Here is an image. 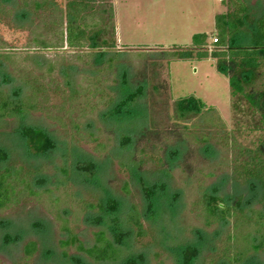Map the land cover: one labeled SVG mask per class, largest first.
I'll list each match as a JSON object with an SVG mask.
<instances>
[{"label": "trees", "instance_id": "16d2710c", "mask_svg": "<svg viewBox=\"0 0 264 264\" xmlns=\"http://www.w3.org/2000/svg\"><path fill=\"white\" fill-rule=\"evenodd\" d=\"M221 4L226 10L215 17L217 42H211L213 49L207 44L209 36L202 33L193 36L191 46L160 49L159 54L148 56L168 57L169 65L211 60L227 78L231 96L243 97L264 127V11L251 20L246 0ZM0 22L18 32H28L35 52L66 49L92 54L89 69L60 63L59 82L49 84L36 75L17 77L12 72L14 67L9 66V54L0 53V138L10 136L11 142L0 145V210L51 193L50 187L65 189L73 185L72 196L84 206L85 221L97 228L92 245H78L93 264H149L157 248L174 264H264V140L252 149L237 146L232 140L230 147V179L247 187L251 198L221 197L218 189H200L194 206L204 225L216 229L211 235L196 228L191 238L182 240L179 208L184 205V191L171 188V172L190 154L184 139L192 127L188 124L203 116L213 124L215 109L194 96L175 100L173 115L168 116L171 126L163 129L148 101L152 93L159 95L165 88L172 98L170 83L155 85L154 78L146 76L145 67L135 73L125 62L128 50L118 49L115 10L110 0H0ZM29 59L35 69L48 64L47 71L52 72L45 58L31 55ZM106 71H114L115 79L112 85L104 80V89L100 90V74ZM80 74L87 75L96 87L94 93L105 101L96 121L88 119L80 124L70 118L69 136L55 128L67 130L63 115L79 97L76 86ZM53 100L57 104H52ZM35 113L51 119V123H31ZM209 136L195 138L200 143L198 151L213 157L216 149ZM152 137L162 139L156 145ZM169 140L171 145H167ZM81 141L96 143L101 155L95 157L84 151ZM142 141H146L144 147ZM155 148L162 155L155 159L154 170L145 171V156ZM114 164L128 175L123 186L126 196L131 195V186L140 192L139 206L129 202L126 209L114 194L109 182ZM86 195L92 201L86 202ZM253 200L260 209L253 206ZM68 212L60 210L57 217L64 221ZM8 225L0 218V228L7 229ZM63 227L67 239L61 243H75L77 236ZM147 237L150 242L138 252L137 244ZM19 238L4 234L8 242ZM38 248L37 242L29 241L23 250L32 258ZM207 250L210 253L204 255ZM62 256L71 260L65 252Z\"/></svg>", "mask_w": 264, "mask_h": 264}, {"label": "rangeland", "instance_id": "374dc122", "mask_svg": "<svg viewBox=\"0 0 264 264\" xmlns=\"http://www.w3.org/2000/svg\"><path fill=\"white\" fill-rule=\"evenodd\" d=\"M110 1L115 10L118 49L128 50L125 62L132 67L135 73H141L145 67L148 72L146 76L149 79L154 78L153 84L155 85L162 86L167 81L170 83L172 98H170L168 88H165L159 95L152 93L148 101L154 119L164 127L163 129L170 125L168 116L173 115L175 100L194 96L216 111L212 117L215 121L213 124L208 123L209 118L204 116L195 120L193 124H188L192 127L184 134V139L189 146L190 154L171 172L169 183L173 190L184 191V199L182 198L184 205L181 203L183 206L179 208L180 227L184 230L182 240L191 238L192 230L196 228L204 229L207 234L212 235L216 227L205 226L202 217L199 216V209L194 206L198 192L201 191L200 189L211 187L218 189L221 197L231 198L241 195L249 200L251 198L249 189L233 183L230 179V168L227 161L232 159L230 152L232 140L237 146L252 149L264 140V127L260 122V117L249 108L243 97L231 96L227 78L215 69L211 60L176 61L169 65L168 57L149 58L148 55H157L160 49L191 46L193 36L202 33L209 36L207 44L209 49H213L211 42L216 36L215 17L225 12L226 7L221 2L226 0ZM246 2L250 6L251 20L264 11V0H246ZM10 27L0 22V47L4 49L0 50V53L9 54L11 57L9 66L11 69L14 67L15 70L12 72H16L17 77L36 75V77H43L45 83L57 84L59 82L58 67L62 62L74 64L80 69H89L92 62V54L89 51L74 52L58 49L38 53L32 46L28 32H18ZM31 55L45 58L49 64L51 63L52 72L47 71L48 64L44 66V69H35L29 59ZM100 79L102 80L101 86H103H100V90H102L104 82L113 84L114 71L102 72ZM77 80L76 89L79 91V97L72 107H67L66 115H63L62 124L64 123L67 130H64L65 127L55 128L61 133L65 131L68 135L71 131L68 127L70 118L80 124L88 119L95 120L105 101L101 100L99 94L94 93L96 87L89 82L87 75L80 74ZM56 102L53 100L51 103L57 104ZM39 120H44L49 124L52 121L40 113H35L29 121L32 123ZM52 123L54 127V122ZM220 123L224 125V128H220ZM194 125L195 129H193ZM203 134L210 135V141L215 145L216 153L213 157H206L198 151L200 143L195 137L201 138ZM161 137L159 139H162ZM159 139L154 137L152 143L158 145ZM9 140L10 136H2L0 145H11ZM171 141L169 140L167 145H171ZM106 143L110 144L108 141ZM144 145L146 141H142L141 146L144 147ZM80 146L95 157L101 155L94 142L81 141ZM160 155L162 152L155 148L145 156V171L156 168L155 159ZM127 179L128 175L117 164H114L109 175L110 186L115 191L113 192L116 197L124 202L126 209L129 202L138 206L141 204L140 192H137L135 187L131 186V195L128 197L123 191L124 181ZM50 188L51 193L41 194L38 198L30 197L18 205L0 210V218L9 224L7 229L0 228V264H93L78 249V245L79 243L86 246L92 245L97 228L85 221L84 206L79 205V202L72 196L75 191L74 186L69 185L65 188L66 190ZM54 199H58L57 202ZM84 199L86 202L92 201L89 195H86ZM251 203L257 209L261 208L257 200ZM63 209L69 211L63 216L64 221L57 217ZM38 225H41L43 229L40 227L38 229ZM63 226L70 228L77 236L75 243L65 246L61 243L67 239ZM144 227H147L146 224ZM4 234L20 238L15 242H8L4 239ZM150 239V237L141 239L136 250L141 251ZM29 241L39 244V250L32 258L26 257L23 250L24 245ZM63 252L67 253L71 260L67 261L62 256ZM154 253L156 255L150 256L149 264H174L171 257L160 248L154 249ZM208 253L210 250H207L204 255Z\"/></svg>", "mask_w": 264, "mask_h": 264}, {"label": "built area", "instance_id": "2783aa9c", "mask_svg": "<svg viewBox=\"0 0 264 264\" xmlns=\"http://www.w3.org/2000/svg\"><path fill=\"white\" fill-rule=\"evenodd\" d=\"M212 42H213V43H216V42H217V39H216V38H213V39H212Z\"/></svg>", "mask_w": 264, "mask_h": 264}]
</instances>
